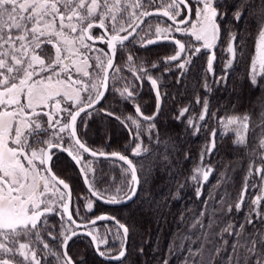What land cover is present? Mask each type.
<instances>
[{
    "label": "snow or ice",
    "instance_id": "obj_1",
    "mask_svg": "<svg viewBox=\"0 0 264 264\" xmlns=\"http://www.w3.org/2000/svg\"><path fill=\"white\" fill-rule=\"evenodd\" d=\"M230 6L235 7V22L243 20L245 13L254 22L255 51L251 57L248 78L253 88L259 87L260 79H264V0H240L238 4L235 0H231V3L230 0H0V264H42L39 245H43L42 250L47 256H54L58 264H76L68 254L67 246L73 237L80 234L78 229L81 228L88 229L83 234L91 238V246L98 256L123 264V260L127 258L129 228L117 221L119 228L123 230L122 238L117 232V238L121 242L118 254L102 250V247L107 249V239L91 230V226L97 221L115 217L101 214L86 224L77 222L74 216H79V207L74 211L70 210V185L57 177L50 166L54 150L67 152L80 166L84 182L88 185V195L81 197L85 200L87 212L93 211L96 200H103L108 204L134 200L140 194L142 185L147 182L146 177L142 179L138 175L145 172L143 164L138 166L134 159L147 154L149 149L143 147L142 142L136 143L132 148L133 159L118 151L108 154L92 150L78 135V118L82 113L91 115L104 97L105 92L101 89L107 86L109 69L115 67L117 49L122 48L125 42L135 40L144 31V24L151 17L167 18L171 23L160 19L154 26V33L153 25L149 24L145 35L139 36L141 47L146 48L159 41L174 43L177 50L174 55L165 58L164 63L170 65L181 61L177 65L181 75L202 51L213 49L207 57V72L212 74L217 86L221 83L227 86L238 49L243 48L242 43H236L239 33L229 31L226 52L230 58L225 63L223 75L216 77L214 47L223 38L222 22L227 18ZM94 29L103 31L100 36H95ZM175 33L189 37V41L177 39ZM149 35H154L155 39H149ZM97 42L106 44L107 51L97 48ZM48 46H51L54 54L50 53ZM94 53L95 56L92 55ZM93 59L94 65L89 63ZM134 60L130 53L127 65L133 78L143 81L148 76L156 94V113L151 117H143L144 121L150 122L148 130L151 131L155 128V124L151 122L158 117L163 98L158 78L148 75L149 70L143 66L137 67ZM158 66L157 63L152 65L153 68ZM93 68L97 70L95 74ZM204 88L211 91L207 83ZM82 93L87 94L86 100L82 98ZM120 95L125 101L137 98L134 87L129 90L126 86ZM196 102H201L199 97ZM188 111L187 106L180 109L177 119H182ZM136 113V118L129 116L121 120L126 127L129 126L128 121H131L136 129V134L125 146L126 149L140 138V117L143 113L139 106L136 107ZM209 113L210 100L205 98L200 122L206 121ZM43 116L47 117V128L43 126ZM211 116L217 118L218 114L213 112ZM261 119L264 122V113L261 114ZM219 122L225 128L236 129V139L233 141L235 147H247L246 133L250 126L248 114L243 117H228L226 123L224 117H219ZM188 126L195 128L194 134H198L201 124L189 119ZM38 130L48 134V138L42 139L35 135ZM216 131L213 129L211 147L206 149L209 154L215 149ZM65 141H70L67 148L64 147ZM257 151L260 153V164L256 166L254 160L249 164L244 190L235 204L237 212L242 210L249 179L253 174L264 179V138L259 140L251 155L255 156ZM83 153H90L93 157L118 158L127 165L124 174L130 175L131 179L112 192L97 189L88 179L89 165L82 162ZM163 159L168 160V156L165 155ZM148 172H151V168ZM213 173L212 166L203 164L201 154L200 163L190 178L198 186V200L202 197L203 185ZM225 179L222 174L221 181ZM251 187L255 189L258 185L252 184ZM178 198L177 193L174 199ZM224 200L222 196L219 211L228 215L233 206L229 204L225 208ZM251 204L245 221L238 228L229 223L219 233L212 235L210 233L218 222L210 220L205 229L203 218L208 213L201 211L200 216L189 225V235L183 238L187 243L182 242L180 245L181 250L187 248L182 264H205L206 251L207 264H215L218 259H222L229 246L225 234L235 239L231 243L232 251L223 264H264V230L257 228L251 233L247 232V227H255V222L264 224V211L261 210V205H264V188L252 199ZM52 215L59 217L58 235L53 231L55 226L49 223ZM183 220L182 213L180 222L183 223ZM197 228L199 235L192 239L191 233ZM45 232L52 241H62L59 250L53 251L44 240ZM217 237L222 241L219 246L215 245ZM197 244L198 247L195 246ZM209 244L215 247L214 252L208 248ZM140 254L143 255L142 248ZM80 264H85L83 259ZM164 264H169V261L165 260Z\"/></svg>",
    "mask_w": 264,
    "mask_h": 264
},
{
    "label": "trees",
    "instance_id": "obj_2",
    "mask_svg": "<svg viewBox=\"0 0 264 264\" xmlns=\"http://www.w3.org/2000/svg\"><path fill=\"white\" fill-rule=\"evenodd\" d=\"M239 2L240 0H235V3ZM234 11L235 7L228 8L227 18L222 22L223 38L214 47L216 55L214 72L216 77H220L223 75L225 63L230 58L226 52L228 33L229 31L239 33L236 43H242L243 48L238 49L235 64L228 76L227 86L222 83L217 86L212 74L207 72V57L213 50L202 51L181 75V70L177 67L181 61L170 65L164 63L165 58L175 54L177 49L174 44L159 41L146 48L136 44L139 36L145 35L149 24L153 25V22L162 19L151 17L144 24V31H141L135 40H130L122 48L117 49L115 67L110 72L108 92L102 103L92 110L91 115L84 113L79 118L77 132L88 147L97 152L118 151L133 159L131 150L135 142H132L130 148L126 149L125 146L132 141L135 135L134 126L126 127L121 120L129 116L136 118L137 106L140 107L144 117L150 111L152 116L156 105L151 107V104L157 100L148 76H145L143 81L133 78V73L129 71L127 65L129 54L134 56V63L137 67L143 66L149 70L148 75L158 78L159 91L163 98L162 108L158 117L151 122L155 124V128L141 133L142 146L149 149V152L134 159V163L138 166L143 164L145 172L138 173V175L142 179L146 177L147 182L142 185L140 194L133 201L118 207H107L95 201L93 211L87 214L83 209L81 197L87 196L88 192L77 168L66 154H54L51 162L52 170L70 185L71 210L74 211L77 206L79 207V216H74L78 222H87L100 214H107L129 228L127 258L123 260V264H164L165 260H168L169 264H182L187 248L181 250L180 245L182 242L187 243L183 241V238L189 235V225L200 216L201 211L208 213L203 218L205 229L210 220L218 222L210 235L219 233L229 223L235 224L238 228L239 224L245 221L252 207V199L260 193L264 186V179L254 173L249 179L242 210L237 212L235 204L239 201L241 191L244 190L249 164L253 160L256 166L260 164L259 151L255 156L251 153L257 147L259 140L264 138V122L261 119V114L264 113V79H260V86L256 88L249 83L248 72L251 70V57L255 51V25L248 19L247 13L239 23L235 22L233 20ZM152 31L154 33V25ZM152 36L154 35H149V37ZM177 38L185 40L184 37ZM97 47L107 51V48H103L102 45H97ZM48 49L51 51L49 46ZM50 53L52 54V51ZM154 63L159 66L153 68ZM92 71L95 74L97 70ZM205 83L209 85L211 91L204 88ZM126 86L129 90L134 87L137 97L135 100L125 101L121 98L120 92ZM197 97L201 101L199 104L196 102ZM205 98L210 100V113L206 121L200 122L199 117L203 111ZM186 106L189 111L182 119H177L180 109ZM213 112L218 114L217 118L211 116ZM108 113H113V115H108ZM245 114L250 116V126L246 133L247 147H235L233 141L236 135L233 132L222 130L219 117H224L226 121L228 117H243ZM116 117L121 119L118 120ZM189 119H194L201 124L198 134H194L195 128L188 126ZM43 121L45 123L44 119ZM140 123L143 127V125H149L150 122L143 121L140 117ZM213 129L217 130L215 149L209 154L206 149L212 142ZM36 135L42 139L47 137L43 131L36 132ZM68 142L67 144L65 141V148L69 147L70 141ZM201 154H203V164L212 166L214 173L203 185V194L198 200L196 196L198 186L190 178L193 170L200 163ZM165 155L168 156V160L163 159ZM83 157L92 163L93 171H87L89 181L101 191L112 192L117 186L131 179L130 175L124 174V169L127 167L118 161L95 159L84 153ZM149 168H151L150 173ZM222 174L226 177L224 181H221ZM218 183L219 187H217ZM252 184L258 187L253 189ZM181 185H183L182 188ZM177 193L179 198L174 199ZM222 196L225 198V208L229 204L233 206L232 212L228 215L221 214L219 211ZM149 201H151V207H149ZM205 201L208 203L205 204ZM157 204H159V209H157ZM261 210L264 211V205H261ZM182 213L184 214L183 223L180 222ZM49 223L55 226L53 231L58 235L60 232L59 217H50ZM105 226L117 230L120 237H123L118 227L111 222L98 223L92 226L91 230L93 228L102 229ZM257 228L264 230V224L255 222V227L248 226L247 232L251 233ZM197 235H199L198 228L191 233V238L195 239ZM43 238L50 244L53 251L59 250L60 241H52L47 232L43 234ZM225 239L229 240V246L223 253L222 259H218L215 264H223L232 251L231 243L235 238L225 234ZM220 244L222 241L217 237L215 245ZM118 247L120 248L121 244ZM141 248L143 255L140 254ZM208 248L215 251L212 244H209ZM102 250L105 249L102 247ZM116 250L113 248L111 251L116 254L118 252ZM67 251L76 264H80L82 259L85 264H119V262L111 263L99 259L90 240L86 237L74 238L69 243ZM205 256V264H207V251ZM53 257L43 252V264H56Z\"/></svg>",
    "mask_w": 264,
    "mask_h": 264
},
{
    "label": "rangeland",
    "instance_id": "obj_3",
    "mask_svg": "<svg viewBox=\"0 0 264 264\" xmlns=\"http://www.w3.org/2000/svg\"><path fill=\"white\" fill-rule=\"evenodd\" d=\"M195 17H194V15H193V19H194ZM158 22H160L159 20L157 21H155V22H153V25L155 26V24H157ZM154 32H155V27H154ZM144 35V34H143ZM143 35H140V36H143ZM175 36H177V37H182V35L180 34V33H175ZM184 37V39H185V41H189V38H186L187 36H183ZM182 37V38H183ZM149 39H155V36H152V37H148ZM136 44H141V42H140V39H137V41H136ZM50 48H51V46H49ZM97 47V46H96ZM97 48H99V47H97ZM209 51H212L213 49H208ZM52 51V54H54V51L53 50H51ZM50 51V52H51ZM93 56H95L96 54L94 53V54H92ZM91 61H93V62H95V60L93 59V60H91ZM179 61V60H178ZM257 71H259V69L257 68ZM82 95V98L83 99H87V94H85V93H82L81 94ZM157 102L154 100V102L151 104V107H155V105H157L156 104ZM151 114H152V112L150 111L149 113H146V117H150L151 116ZM43 119L45 120V123H44V121H43ZM41 120H42V123H43V126L45 127V128H47V117L46 116H43V117H41ZM130 123H128V125H130L131 127H132V125H131V121H129ZM227 122V120L225 121V123ZM148 126L149 125H143V127L141 128V132H140V138L138 139V140H136L135 141V144H134V147L136 146V143H141L142 142V137H141V133L142 132H149V130H148ZM221 128H222V130L223 131H226V132H233L234 134L236 133V129L234 128V127H230V128H225V126L222 124L221 125ZM134 130H135V134H136V129H135V127H134ZM37 132H40V130H38ZM241 133L242 134H244L243 133V130L241 129ZM35 135H36V133H35ZM236 135V134H235ZM48 138V134H47V137H45V139H47ZM69 142L67 141V144H68ZM211 144H212V142H211ZM211 144H210V147H211ZM69 146H70V144H69ZM133 147V148H134ZM131 155H132V150H131ZM82 162L84 163V164H87V165H89V172H92L93 170H92V167H91V162L90 161H88L87 159H85L84 157L82 158ZM262 188H264V186L262 187ZM83 197V196H82ZM83 200V199H82ZM83 209H84V211L87 213V214H89V212H87L86 211V209H85V200H83ZM92 212V211H91ZM50 217H55V215H52V216H50ZM49 217V218H50ZM94 232H97V233H99V235L101 236V238H106L107 239V249H105V250H112L113 248L114 249H117L116 251H118L119 252V250H120V248L118 247L119 246V244H121V242H120V239H118L117 238V230H115V229H111V228H109V227H107V226H105V228L104 227H102V229L101 228H99V229H97V228H93L92 229ZM62 241H60V243H61ZM39 247H40V249H41V251H40V253H39V255H40V257H41V260H42V253L44 252L42 249H43V245H39ZM117 252V253H118ZM53 259H54V261H56V264H58V261L56 260V258H54L53 257ZM42 264H43V262H42Z\"/></svg>",
    "mask_w": 264,
    "mask_h": 264
},
{
    "label": "water",
    "instance_id": "obj_4",
    "mask_svg": "<svg viewBox=\"0 0 264 264\" xmlns=\"http://www.w3.org/2000/svg\"><path fill=\"white\" fill-rule=\"evenodd\" d=\"M149 11H151V10H149ZM162 19H164V20H166L167 21V18H162ZM168 23H171V21H167ZM102 30V29H101ZM103 31V30H102ZM127 42H129V41H127ZM166 42H168V41H166ZM98 43V42H97ZM126 43V42H125ZM170 43H172V42H170ZM172 44H174V43H172ZM107 46V45H106ZM117 53V52H116ZM115 60H116V55H115V58H114V63H115ZM111 70L112 69H109V75H110V72H111ZM108 88H109V79H108V81H107V86H106V88H103V89H101L102 91H104L105 92V95H104V97L101 99V101L95 106V108L96 107H98L101 103H102V101L104 100V98L106 97V95H107V92H108ZM161 110V109H160ZM156 111H157V107H156V109H155V111H154V113H156ZM160 112V111H159ZM84 113H82L81 114V116L83 115ZM154 115V114H153ZM152 115V116H153ZM143 117L144 116H141V119L144 121V119H143ZM151 117V116H150ZM78 120H79V118H78ZM147 122V121H146ZM78 123V122H77ZM90 148V147H89ZM91 149V148H90ZM93 150V149H92ZM55 153H64V154H66L67 156H68V158L73 162V164L75 165V167L77 168V170H78V172H79V174H80V176H81V179H82V182H83V185H84V187L86 188V190H87V192H88V185H86L85 184V182H84V176L81 174V171H80V166L79 165H77L76 163H75V161H73L72 160V158L68 155V153L67 152H65V151H62V150H59V149H57V150H54V154ZM105 153H108V152H105ZM84 154H86L87 156H89V157H91V158H95V159H107V160H114V161H118V162H120V163H122V164H124L126 167H127V165L123 162V161H120L118 158H112V157H105V156H98V157H93V156H91V154L90 153H84ZM108 154H110V153H108ZM54 157V156H53ZM52 162V161H51ZM51 166V165H50ZM58 177V176H57ZM62 187V186H61ZM71 188V187H70ZM72 191V190H71ZM133 201V200H132ZM96 202H98V203H100V204H102V205H104V206H107V207H118V206H124V205H127V204H129L131 201H129V202H123V203H120V204H108V203H105L103 200H96ZM70 210H71V205H70ZM101 215V214H100ZM100 215H98V216H100ZM107 215V214H106ZM98 216H96V217H98ZM109 216V215H108ZM96 217H93L92 219H90L89 221H91V220H94ZM112 217V216H111ZM117 221L118 220H116V219H108V220H101V221H97L96 222V224H98V223H102V222H111V223H113V224H115L117 227H118V229L120 230V232L122 233V236H123V230L122 229H120L119 228V224L117 223ZM78 222V221H77ZM88 222V221H87ZM87 222H78L79 224H81V225H83V224H86ZM120 223V222H119ZM95 224V225H96ZM122 224V223H121ZM92 226H94V225H92ZM91 226V227H92ZM88 229H83V228H81V229H78V232L80 233V234H78L77 236H75V237H73L71 240H70V242L74 239V238H76V237H86L87 239H91L90 237H88V236H86V235H84L83 234V232H85V231H87ZM129 235V234H128ZM69 242V243H70ZM127 243H128V238H127ZM69 245V244H68ZM68 247V246H67ZM95 254H96V252H95ZM116 254H118V253H116ZM97 255V254H96ZM97 257L99 258V259H101V260H103V261H105V262H111V263H116L117 261H115V260H111V259H105V258H101L100 256H98L97 255Z\"/></svg>",
    "mask_w": 264,
    "mask_h": 264
},
{
    "label": "flooded vegetation",
    "instance_id": "obj_5",
    "mask_svg": "<svg viewBox=\"0 0 264 264\" xmlns=\"http://www.w3.org/2000/svg\"><path fill=\"white\" fill-rule=\"evenodd\" d=\"M101 33H102V30L101 29H94V32H93V34L95 35V36H100L101 35ZM176 38H177V36H176ZM178 39V38H177ZM97 45H102V47L104 48V47H106L107 48V46H106V44H102V43H96V45L95 46H97ZM89 63L90 64H95V62H93V61H89ZM92 70H95L96 71V69L95 68H93Z\"/></svg>",
    "mask_w": 264,
    "mask_h": 264
},
{
    "label": "bare ground",
    "instance_id": "obj_6",
    "mask_svg": "<svg viewBox=\"0 0 264 264\" xmlns=\"http://www.w3.org/2000/svg\"><path fill=\"white\" fill-rule=\"evenodd\" d=\"M115 64V63H114Z\"/></svg>",
    "mask_w": 264,
    "mask_h": 264
}]
</instances>
